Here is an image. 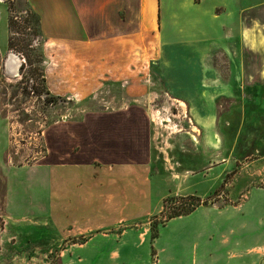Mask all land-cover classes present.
Listing matches in <instances>:
<instances>
[{
    "label": "crops",
    "instance_id": "obj_1",
    "mask_svg": "<svg viewBox=\"0 0 264 264\" xmlns=\"http://www.w3.org/2000/svg\"><path fill=\"white\" fill-rule=\"evenodd\" d=\"M24 1L40 18L51 94L84 102L106 85L123 94L109 98L112 108L103 102L50 124L38 161L0 167L5 240L59 251L56 264H264V186L173 216L156 236L151 224L168 194L203 198L235 165L264 157V0ZM9 37L2 14L5 57ZM143 38L156 43L155 78L186 104L200 155L186 167L194 177L156 179L147 98L121 79Z\"/></svg>",
    "mask_w": 264,
    "mask_h": 264
},
{
    "label": "rangeland",
    "instance_id": "obj_2",
    "mask_svg": "<svg viewBox=\"0 0 264 264\" xmlns=\"http://www.w3.org/2000/svg\"><path fill=\"white\" fill-rule=\"evenodd\" d=\"M2 14H8V24L12 19L9 38L14 45L11 49L22 56L23 64L21 72L18 71L17 75L9 71L7 64L10 77L5 76L0 69V167L3 164L12 166L38 161L45 153L43 132L50 124L67 116L79 115L82 108L92 109L96 104L103 102L112 108L113 104L109 98H118L123 94L116 90L117 86L106 85L90 100L84 102L56 95L54 96L58 97L57 100H48L53 94L47 93L50 91L45 84L46 42L39 16L24 0H0V16ZM158 23L159 27L164 24V21L161 24V13H158ZM141 42L135 56L126 64L122 63L121 79L123 84L133 87L134 95L143 93L147 98L145 104L157 133L156 179L175 182L179 179L176 175L179 173L187 174L184 177H194L195 175L188 176L186 167L199 161L200 155H195L192 146L196 142L193 140L191 120L184 108L186 104L172 99L155 78L152 45L156 44L155 41L147 45L143 38ZM4 58L0 55V62L5 61ZM124 71H134V74H131L133 78L130 79V75ZM107 75L110 76V73L107 72ZM162 161L168 164L166 171L162 170ZM255 186H264V157L235 165L233 170L218 182L211 194L203 198L187 194L186 189L180 190L179 194H168L162 201L161 212L151 218L152 227L157 230L169 218L186 214L200 204L215 200L240 201ZM199 187L203 189L205 185ZM5 188V176L0 169V264H56L59 251L23 249L22 244L8 243L5 240ZM225 193L229 194L228 197Z\"/></svg>",
    "mask_w": 264,
    "mask_h": 264
},
{
    "label": "bare ground",
    "instance_id": "obj_3",
    "mask_svg": "<svg viewBox=\"0 0 264 264\" xmlns=\"http://www.w3.org/2000/svg\"><path fill=\"white\" fill-rule=\"evenodd\" d=\"M9 56H10V58H9V61H8V69H9V71L11 73H14V74L17 75V72L19 71V68H20V60H19V58L17 57L16 54L12 53ZM181 103H183V102H181Z\"/></svg>",
    "mask_w": 264,
    "mask_h": 264
},
{
    "label": "trees",
    "instance_id": "obj_4",
    "mask_svg": "<svg viewBox=\"0 0 264 264\" xmlns=\"http://www.w3.org/2000/svg\"><path fill=\"white\" fill-rule=\"evenodd\" d=\"M9 27H12V19L9 20ZM14 43L12 42V40L9 38V46L10 48H13ZM49 91V90H48ZM48 94H50V92H47ZM58 97L54 96V95H50V97L48 98V100H57ZM198 200L200 201V199L198 198ZM157 235V230L153 229V236Z\"/></svg>",
    "mask_w": 264,
    "mask_h": 264
},
{
    "label": "flooded vegetation",
    "instance_id": "obj_5",
    "mask_svg": "<svg viewBox=\"0 0 264 264\" xmlns=\"http://www.w3.org/2000/svg\"><path fill=\"white\" fill-rule=\"evenodd\" d=\"M8 56H9V54L6 55V57L4 56V57H5V58H4L5 61L0 62V69L3 71L4 75H5V73H6V69H7L6 61H7V59H8ZM21 69H22V66H21L20 69H19L20 72H21ZM5 76H6V75H5Z\"/></svg>",
    "mask_w": 264,
    "mask_h": 264
},
{
    "label": "water",
    "instance_id": "obj_6",
    "mask_svg": "<svg viewBox=\"0 0 264 264\" xmlns=\"http://www.w3.org/2000/svg\"><path fill=\"white\" fill-rule=\"evenodd\" d=\"M11 53H14V54H16V55H17V57L20 59V62H21V63H20V67H21V66H22V64H23V60H22V58H21L22 56H21V55H19V54H17V53H15V52H12V51H11L9 54H11ZM8 58H9V56H8ZM7 63H8V62L6 61V64H7ZM19 69H20V68H19Z\"/></svg>",
    "mask_w": 264,
    "mask_h": 264
}]
</instances>
